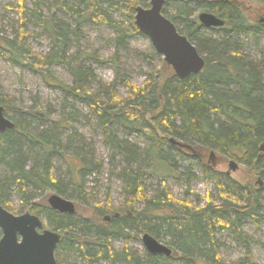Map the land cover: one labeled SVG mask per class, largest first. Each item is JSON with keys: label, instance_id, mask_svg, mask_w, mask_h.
Segmentation results:
<instances>
[{"label": "trees", "instance_id": "obj_1", "mask_svg": "<svg viewBox=\"0 0 264 264\" xmlns=\"http://www.w3.org/2000/svg\"><path fill=\"white\" fill-rule=\"evenodd\" d=\"M30 1L33 9L29 11L24 7L23 0H16L20 23L26 21V13L41 21L50 35L53 49L44 55L33 52L24 43L30 34L20 24L13 39L0 35V54L21 68L40 73L50 80V86L62 91L74 104L83 103L95 115L103 136L113 150L124 158L125 167L116 177L123 185L122 193L126 201L122 208L115 210L110 207L109 201H88L86 204H89V213L86 212L76 222L68 215L59 216L55 211L46 212L42 207L25 202L29 197L30 186L36 190L55 191L63 198L67 196L68 186H72L74 196L87 195V191L83 189L82 182H71V185L66 186L54 180L53 167L45 158L52 145L60 144L53 127L50 126L44 136L38 137L19 121L14 124V129L0 134V166L7 170L8 175L0 179V206L15 215L31 213L42 218L43 211L45 212L48 218L45 227L61 235L55 251L57 264H98L99 261L107 264H159L157 256L146 253L139 259L135 254H130L126 247L119 251L111 247L113 236H120L126 243L133 239L130 231L138 229L156 238L154 229L157 228L166 230V234L171 236L169 245L177 250L172 253L173 256L194 264H220L214 235L217 230H228L231 234H236L245 249L244 259L233 264H254L249 249V243L253 240L241 231L240 218L247 216L254 221L264 219V199L258 194V191L264 190V183L262 187L255 185L258 179L264 182V149L260 151V147L264 145V99L259 97L251 100L252 94L264 93V63L245 62L231 41L205 40L196 46L193 41L197 39L201 42L203 39L201 29L193 26L194 21H188L189 6L194 5L224 19V27L239 33L248 25L239 7V0H185L184 5L177 8L174 14L166 11V7L173 1H166L162 15L174 24L179 34L195 46L205 60V67L197 76L181 80L175 76L171 67L161 61L159 68L153 65L155 77L151 74L150 79L142 86H135L124 78L121 84L126 88L127 96L120 98L112 92L107 101L88 88L89 72L83 70L81 64L72 66L68 55L71 46L69 39L78 38L82 24L89 23L93 27L111 28L116 35V42L123 44L127 38L138 33L134 21L129 27L121 23L114 24L97 6L100 0ZM105 1L120 14L130 16L137 7L147 8L149 5V0ZM246 1L264 7V0ZM40 5L46 6L49 17L43 16ZM57 14L67 17L72 25L58 19ZM177 24L183 26L181 30ZM53 66L68 67L73 84L68 86L56 81L50 73ZM219 85H223L225 90L219 89ZM231 85L236 86V93L228 90ZM114 86L112 84L110 87ZM10 102L7 96H0V106L6 116L17 113L45 122L49 119L40 109L36 113H23L11 107ZM35 107L39 108V105L35 104ZM221 116L226 118L225 124L215 121V118ZM117 128L129 133L144 134L153 142L148 151L149 163L161 161L162 146L167 145L179 153L183 152V148L191 150L193 147L245 164L249 177L240 186L245 194V201L219 180H214L219 202L207 197L203 199L205 205L201 207L195 202L175 199L167 189L155 196L148 195L132 170V161H136L135 158L130 161V156H134L130 152L133 147L118 140ZM171 139L185 147L171 144ZM27 145L32 147L28 153L23 151ZM35 146H40V149L34 150ZM32 154L33 166L29 168L27 166ZM72 157L78 158L82 164L75 169L76 175L81 176V173L88 171L83 158L76 154H72ZM40 158L45 160L42 165L38 163ZM204 168L207 175V167ZM10 189L23 201L20 211L15 210L3 195ZM106 217L110 221H106ZM149 225L152 228L148 227L146 230ZM94 228L95 235L86 238L85 235ZM74 244L79 248H75ZM86 244L95 245L96 251L86 250ZM67 253H76L78 261L72 262ZM195 253L198 254L197 258L193 256Z\"/></svg>", "mask_w": 264, "mask_h": 264}, {"label": "rangeland", "instance_id": "obj_2", "mask_svg": "<svg viewBox=\"0 0 264 264\" xmlns=\"http://www.w3.org/2000/svg\"><path fill=\"white\" fill-rule=\"evenodd\" d=\"M39 1L48 2L49 0ZM184 3L185 0L171 2L166 7L167 13L174 14L176 9L182 7ZM238 3L241 4L238 5L241 7V12L248 24L239 33L232 32L228 27L217 30L201 28L197 17L199 13L208 11L205 8L190 5L188 21H194L195 25L193 26L200 27L201 38H203L200 39L201 42L195 39L193 44L198 46L205 40L231 41L245 62L264 63V7L246 0H239ZM23 4L29 11L33 9L30 0H23ZM97 6L114 24L121 23L129 27L131 22L134 21L135 12L131 16L120 14L110 7L105 0L98 1ZM45 7V5H40V10L43 16L47 18L49 14ZM16 8V0H0L1 36L10 39L15 37L21 24ZM147 8H149V5ZM56 17L72 25L71 21L64 15L57 14ZM25 18L26 21L21 25L30 35L25 38L24 43L35 53L47 54L54 47L50 35L42 26V22L36 20L31 14L26 13ZM260 24L263 26H258ZM177 27L181 30L183 26L177 24ZM79 30L78 38L70 37L69 39L71 46L68 55L71 57V64L72 66L81 64L83 70L89 72L88 88L104 101H107V97L112 92L120 98L127 96V90L121 84L124 78L135 86H142L146 80L150 79L151 74L152 77H155L152 72L153 65L156 68L161 66L162 57L156 53L148 37L139 32L127 38L122 44L116 42L114 31L107 26L93 27L89 23H84ZM50 73L58 82L68 86L73 84V77L68 67L53 66ZM112 84H115V86L111 88ZM50 85V80L40 73L21 68L19 65L7 61L0 54V96L10 98L11 107L23 113L30 111L36 113L40 109L41 113L47 115L49 119L45 122L17 113H10L6 117L14 124L19 121L23 122L29 132L38 137L44 136L48 128L53 127V132L60 139V144L52 145L45 158L49 160L48 162L53 167L54 180L66 186L71 185V182H82L83 189L87 191V195L74 196L71 192L73 191L72 186H68L67 196L62 197L75 206L76 213L70 216L72 221H79L83 218L81 216L85 215L86 212L89 213V204H86L88 201H91V203L109 201L110 207L114 210L122 208L126 198L122 193L123 185L116 174L125 167L124 158L113 150L103 136L95 115L86 105L79 102L74 104L70 97ZM218 88L225 90L223 85H219ZM228 90L236 93V86L231 85ZM259 97L264 99V93L252 94L251 100ZM35 104H38L39 108L35 107ZM72 104L74 105L71 107ZM215 121L225 124L226 118L221 116L215 118ZM116 132L119 141H125L133 147L130 152L134 156H130V161H132V158H135L136 161H132V170L138 176L139 183L143 185L148 195L155 196L156 193L167 189L175 199L195 202L201 207L205 205L203 199L207 197L219 202V195L214 184V180H219L231 187L234 194L245 201V194L240 187L247 182L249 177V170L245 164L217 153H214L213 158L210 160V151L205 153L199 148L192 147L191 151L183 149V152L179 153L167 145L162 146V160H154L152 164L147 161V158L153 142L147 136L141 133H129L121 128H117ZM48 134L50 135V133ZM30 149L32 147L27 145L23 151L28 153ZM36 149L39 150L40 146H35L34 150ZM72 154H76L77 157H81L85 161V167L88 171L81 173V176L76 175L75 169L80 168L82 164L78 158H73ZM29 160L27 167L30 168L33 166V154ZM230 161H233L237 167L234 172L227 176L226 172ZM38 163L42 165L45 160L40 158ZM166 166H168V169ZM205 166L207 167V175L204 173ZM4 176H8L7 170L0 166V179ZM256 183L257 181L255 182L256 186L262 187L264 182L261 181V185ZM53 194L58 195L55 191H41L30 186L28 189L29 197L25 202L37 205L46 209V212H50L52 210L48 208L47 199ZM258 194L264 199V190L258 191ZM3 195L15 210L20 211L23 201L13 193L12 189L8 190V193H3ZM137 207L141 209V206L137 205ZM44 213L43 211L41 219L45 225L48 218ZM57 214L59 216L63 215ZM240 221L241 231L253 240L249 243V249L254 264H264V219L254 221L250 217L242 216ZM150 226H146V230ZM95 232V228L90 229L85 237L92 238ZM130 232L133 239L126 243L120 236H113L111 247L117 251L126 247L130 254H135L137 258L142 259L147 253L142 243V235L149 233L138 229ZM154 232L158 237L155 239L159 243L171 249L172 252H177L175 247L169 245L172 238L169 234H166V230L157 228L154 229ZM214 241L218 249L220 264H233L244 259L245 249L237 239L236 234H231L228 230H217ZM74 247L79 248L76 244H74ZM85 248L89 252H94L97 247L86 244ZM67 256L72 262L78 261L76 253H67ZM193 256L197 258L198 254L195 253ZM157 257L159 258V264H194L181 261L173 255L170 258ZM98 264L107 263L99 261Z\"/></svg>", "mask_w": 264, "mask_h": 264}, {"label": "water", "instance_id": "obj_3", "mask_svg": "<svg viewBox=\"0 0 264 264\" xmlns=\"http://www.w3.org/2000/svg\"><path fill=\"white\" fill-rule=\"evenodd\" d=\"M166 1L176 0H149V8L137 7L134 25L139 33L148 37L156 53L172 68L177 78L183 80L197 76L205 67V60L195 46L179 34L174 24L162 15ZM197 20L205 29H222L225 26L223 19L208 12L199 13ZM14 126L0 106V134L14 129ZM170 142L175 146L185 147L175 140L171 139ZM263 147L264 145L260 147L261 152ZM213 155L210 153V160ZM236 167L230 161L226 175L234 172ZM256 184L261 185L260 179ZM47 204L52 211L59 214H75L74 204L58 195H51ZM0 232V264H57L55 251L60 235L46 229L40 217L31 213L14 215L0 206ZM142 243L149 255L167 258L172 256L171 249L149 234L142 235Z\"/></svg>", "mask_w": 264, "mask_h": 264}, {"label": "flooded vegetation", "instance_id": "obj_4", "mask_svg": "<svg viewBox=\"0 0 264 264\" xmlns=\"http://www.w3.org/2000/svg\"><path fill=\"white\" fill-rule=\"evenodd\" d=\"M211 30V29H210ZM212 30H214V29H212ZM184 149V148H183ZM186 150H188V151H191L190 149H187L186 148ZM75 213H76V210H75ZM69 216V215H68ZM115 217L117 218L118 217V214H116L115 215ZM106 221H110V218H108V217H106V219H105ZM49 230V229H48ZM52 231V230H51ZM57 232V231H56ZM58 233V232H57ZM59 234V233H58ZM60 235V234H59ZM60 239H61V235H60ZM123 250V249H122Z\"/></svg>", "mask_w": 264, "mask_h": 264}, {"label": "bare ground", "instance_id": "obj_5", "mask_svg": "<svg viewBox=\"0 0 264 264\" xmlns=\"http://www.w3.org/2000/svg\"><path fill=\"white\" fill-rule=\"evenodd\" d=\"M12 122V121H11ZM54 195V194H53ZM49 208V207H48Z\"/></svg>", "mask_w": 264, "mask_h": 264}]
</instances>
